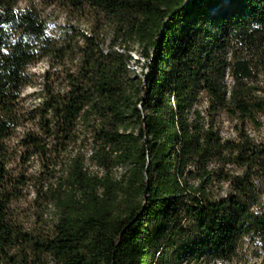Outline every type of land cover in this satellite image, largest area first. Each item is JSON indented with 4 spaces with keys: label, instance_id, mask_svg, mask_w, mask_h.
<instances>
[{
    "label": "trees",
    "instance_id": "obj_1",
    "mask_svg": "<svg viewBox=\"0 0 264 264\" xmlns=\"http://www.w3.org/2000/svg\"><path fill=\"white\" fill-rule=\"evenodd\" d=\"M49 1L90 31L49 32L36 1L0 0V264H264V140L249 133L264 124V0ZM223 114L234 138L221 136ZM81 137L124 177L68 155ZM31 159L48 177L67 166L43 191L51 226L13 208Z\"/></svg>",
    "mask_w": 264,
    "mask_h": 264
},
{
    "label": "rangeland",
    "instance_id": "obj_2",
    "mask_svg": "<svg viewBox=\"0 0 264 264\" xmlns=\"http://www.w3.org/2000/svg\"><path fill=\"white\" fill-rule=\"evenodd\" d=\"M39 4L40 9L43 10V14L47 19L49 25V32H55L58 28L66 26V24L76 27L80 31H90V23L88 19H78L71 14L63 11L56 4L51 3L49 0H34ZM105 35L107 44L110 40L111 30L105 27L102 31ZM129 53L131 60L129 62L131 76H141L145 70V62L141 60L140 48L136 44L129 45ZM47 70V64L45 61L37 63V65L31 66L28 71L32 75L31 85H26L21 97H24L25 106L27 108L38 104L39 93L41 92V83L43 74ZM230 81V80H228ZM204 109V104L199 107ZM218 127H220V133L222 138H234L235 132L233 130V123L226 119V116L220 115L218 118ZM249 133L257 140H264V124L260 131H255L249 128ZM83 136V134H80ZM81 140L77 141L70 150L69 154H79L83 157L85 162V169L91 175L102 176L106 171L115 180H119L126 174V166L117 164L109 167L108 170L103 166H98L94 161L93 155L95 154V147L90 144V140H85L81 137ZM67 166H61L54 171V177H48L42 171V167L39 166L36 159H31L27 166L26 173L31 177V181L25 187L23 191V197L21 200L13 205L14 210L17 212L19 220L28 227H42V225L51 226V222L57 213V209L50 201V197L43 193V191L49 188H55L58 182L61 181ZM41 182V183H40ZM192 182V181H191ZM41 185L44 188H40ZM257 259L250 256L245 264H256Z\"/></svg>",
    "mask_w": 264,
    "mask_h": 264
}]
</instances>
